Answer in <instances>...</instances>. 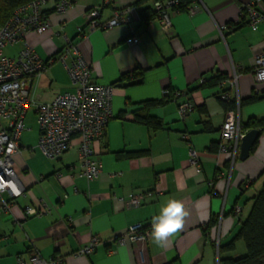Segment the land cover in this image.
Returning a JSON list of instances; mask_svg holds the SVG:
<instances>
[{"label":"crops","instance_id":"0c3cea01","mask_svg":"<svg viewBox=\"0 0 264 264\" xmlns=\"http://www.w3.org/2000/svg\"><path fill=\"white\" fill-rule=\"evenodd\" d=\"M54 1L46 8L49 28L27 33L25 41L43 60L57 57L67 40L77 44L92 65L91 81L113 86L112 116L103 137L94 143L100 172L88 180L81 174L77 139L55 160L37 150L35 111L28 110L24 123L30 117L34 122L25 125L12 158L22 193L10 199L11 213L0 216V264L28 261L33 251L44 260H59L56 264H120V245L112 243L113 238L132 222L151 227L169 198L184 205V229L165 249L151 244L150 236L143 246L127 243L132 264H219L220 257L233 256V251L219 253L218 248L232 239L264 181V131L243 160L237 157L231 164L219 153L226 109L219 98L221 88L210 81L236 74V84L224 87L241 103L240 120L264 117V81L256 83L250 70L253 60L264 55V19L256 29L247 24V17L235 25L252 0H192L189 6L198 10H171L168 31L153 15V0H111L108 5L104 0H70L71 8L62 14L52 11ZM256 4L264 10V0ZM125 6L134 7L130 25L87 27L88 9L99 8V20L106 21L114 8ZM228 23L231 26L220 33L217 26ZM130 27L140 38L137 44L125 42ZM22 44L8 45H17L16 53L6 54L16 55ZM73 88L56 60L44 71L36 95L48 100ZM163 89L184 94L177 101L151 103L163 99ZM253 94L258 99L246 101ZM185 100L194 110L180 118L177 103ZM140 113L158 120L160 127L137 120ZM184 133L187 140L182 139ZM189 148L197 153L199 172L190 163ZM133 194L141 195L140 203L126 205ZM2 196L7 198L6 193ZM237 205L239 215L233 212ZM25 206L46 212L25 216ZM92 235L107 243L77 256Z\"/></svg>","mask_w":264,"mask_h":264},{"label":"built area","instance_id":"2783aa9c","mask_svg":"<svg viewBox=\"0 0 264 264\" xmlns=\"http://www.w3.org/2000/svg\"><path fill=\"white\" fill-rule=\"evenodd\" d=\"M258 0L247 2L235 25L241 24L243 17H247V24L256 29L264 19L262 10L257 7ZM52 0H32L19 6L13 14L0 24V216L10 214L12 210L11 198L22 193L16 172L12 166L13 155L19 151V139L25 129V116L30 108H34L39 137L37 150L47 159H58L67 150L71 149L74 139H77L76 151L81 165V174L88 180L96 176L101 169V163L96 157L94 143L100 140L105 132L108 121L112 116L111 97L113 86L91 81L92 65L82 54L79 46L67 40L64 48L58 52L57 57L41 59L34 48L25 41L29 32L37 34L47 30L50 26L45 15L47 6ZM110 4L111 0H104ZM179 0H153L152 12L159 20L162 29L168 31L171 26L170 11L179 10ZM72 6L70 0H55L51 4L52 11L62 14ZM198 6L187 7L191 13L198 10ZM134 7L125 6L114 8L112 16L106 21H100L99 8H90L86 11L87 27L89 29L108 30L120 25H130L133 19ZM230 24L218 25L220 33ZM130 35L125 39L126 44H137L139 36L130 27ZM84 30L79 29L83 34ZM21 41L22 47L16 55L10 56L4 52L7 45ZM60 61L74 86L71 91L56 93L51 99H40L36 90L46 68L54 61ZM251 72L256 83L264 81V55L256 57L251 66ZM203 82V79L201 80ZM237 82L234 74L230 78H223L218 82L221 88L219 98L232 100L225 90V85L233 86ZM257 92V90H256ZM184 94L181 90H162L164 100L170 98L177 101ZM237 108L226 111L224 122L220 130V141L217 150L226 154L231 164L238 157L239 143L247 130L243 129ZM194 110L191 102L185 100L177 103L180 118ZM187 140V134H182ZM189 160L200 171L198 156L195 150L189 148ZM220 176V174L218 175ZM213 186V182L210 183ZM7 194V198L2 196ZM141 195L133 194L126 205L136 206L140 203ZM46 210L25 206V216L41 215ZM234 214L241 213V207L235 206ZM151 227L142 222H132L127 225L124 232L116 235L112 243H140L142 246L150 236ZM107 243L97 235L90 236L88 242L76 251L77 256H87L95 248ZM59 260H44L42 256L33 251L28 261L19 258L18 264H56Z\"/></svg>","mask_w":264,"mask_h":264},{"label":"trees","instance_id":"16d2710c","mask_svg":"<svg viewBox=\"0 0 264 264\" xmlns=\"http://www.w3.org/2000/svg\"><path fill=\"white\" fill-rule=\"evenodd\" d=\"M30 1L32 0H0V24H3L19 6ZM191 2L192 0H179L178 6L179 8L186 9ZM262 12L264 15V10H262ZM44 13L47 16L46 11ZM223 78L225 77L217 75L210 81V83L216 85ZM256 99H258L257 95L253 94L247 98L246 101L250 102L255 101ZM168 100L171 99L168 98ZM164 101L166 100L161 99L158 102L151 103L160 104ZM220 101L223 103L226 111L237 108L235 100L220 99ZM148 104L149 103L145 106ZM136 118L153 129L160 127V122L158 120L142 113L136 114ZM241 123L245 130L257 129L260 130V132L264 131V117L249 118L245 122L241 121ZM250 201L251 205L247 215L241 221L239 228L233 235L232 239L218 248L219 253L231 251L235 247V242L241 239L244 242L246 253L244 255L220 257L219 264H264V181L259 191L250 198Z\"/></svg>","mask_w":264,"mask_h":264},{"label":"clouds","instance_id":"9594fccd","mask_svg":"<svg viewBox=\"0 0 264 264\" xmlns=\"http://www.w3.org/2000/svg\"><path fill=\"white\" fill-rule=\"evenodd\" d=\"M187 213L181 201L167 199L152 218L150 243L158 249H165L171 240L185 227ZM120 264H132L131 251L127 244L122 243L118 248Z\"/></svg>","mask_w":264,"mask_h":264},{"label":"water","instance_id":"95a60500","mask_svg":"<svg viewBox=\"0 0 264 264\" xmlns=\"http://www.w3.org/2000/svg\"><path fill=\"white\" fill-rule=\"evenodd\" d=\"M260 135V130L249 129L245 132L239 143L238 158L243 160L248 157L252 146Z\"/></svg>","mask_w":264,"mask_h":264},{"label":"rangeland","instance_id":"374dc122","mask_svg":"<svg viewBox=\"0 0 264 264\" xmlns=\"http://www.w3.org/2000/svg\"><path fill=\"white\" fill-rule=\"evenodd\" d=\"M13 46V45H12ZM16 48H17V45H15V49L14 48H10L8 45L4 48V52L5 53H9V54H15L16 53ZM35 115V114H34ZM35 118H36V115H35ZM31 122H34V118L33 117H30L29 119H27L25 121V125H28L29 123ZM234 252V255H244L246 253V248H245V245H244V242L240 239L238 240V244H237V250L236 248L234 247L233 250H231ZM233 255V256H234Z\"/></svg>","mask_w":264,"mask_h":264}]
</instances>
